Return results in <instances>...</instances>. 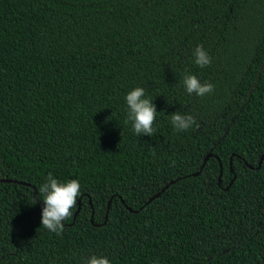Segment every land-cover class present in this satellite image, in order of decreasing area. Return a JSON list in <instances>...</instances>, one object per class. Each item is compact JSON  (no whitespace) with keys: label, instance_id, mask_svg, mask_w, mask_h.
Listing matches in <instances>:
<instances>
[{"label":"trees","instance_id":"16d2710c","mask_svg":"<svg viewBox=\"0 0 264 264\" xmlns=\"http://www.w3.org/2000/svg\"><path fill=\"white\" fill-rule=\"evenodd\" d=\"M136 87L152 136L125 122ZM263 155L264 0H0V264H264ZM49 172L81 185L61 235Z\"/></svg>","mask_w":264,"mask_h":264},{"label":"clouds","instance_id":"9594fccd","mask_svg":"<svg viewBox=\"0 0 264 264\" xmlns=\"http://www.w3.org/2000/svg\"><path fill=\"white\" fill-rule=\"evenodd\" d=\"M194 62L200 68L211 64L212 58L202 45H198L193 52ZM182 84L189 95L203 97L214 91V85L209 82L201 83L194 74L183 76ZM127 105V122H131L132 129L137 136H152L155 133L153 124L156 121L157 110L153 99L147 98L145 89L136 87L125 96ZM171 124L177 131H187L196 121L191 114L175 112L171 114ZM43 195L41 226L61 235L64 230L63 221L71 218L72 210L81 194V185L78 179H69L66 182L53 177L48 173L47 181L39 188ZM83 264H111L106 256H90Z\"/></svg>","mask_w":264,"mask_h":264},{"label":"water","instance_id":"95a60500","mask_svg":"<svg viewBox=\"0 0 264 264\" xmlns=\"http://www.w3.org/2000/svg\"><path fill=\"white\" fill-rule=\"evenodd\" d=\"M211 155H212V154L209 153V154L205 157L204 162H203L201 168H203V167L205 166L206 162H207L208 159L211 157ZM263 158H264V155L261 157V160H260L259 165H261ZM199 173H200V171L194 173L193 175H198ZM5 181H11V180H10V179H6ZM173 182H175V181H171L170 183H168L167 185H165V186H164L159 192H157L155 195H153V196L149 199V201H151V200H153L154 198L160 196V194L165 190V188H167V187H168L171 183H173ZM34 195H35V197L37 198V192H36V189L34 190ZM122 201L124 202V200H122ZM110 205H111V200H110L109 203H108L107 214H108V211H109ZM80 208H81V203H80V201H79V206H78V209H77V211H76V213H75V215H74V219H75L76 216L78 215V213H79V211H80ZM128 208H129V210H131V211H137V210H133V209L130 208V207H128ZM107 214H106V219H107Z\"/></svg>","mask_w":264,"mask_h":264}]
</instances>
